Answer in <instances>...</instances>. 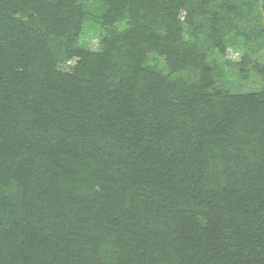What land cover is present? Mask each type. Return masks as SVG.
<instances>
[{
	"label": "trees",
	"instance_id": "trees-1",
	"mask_svg": "<svg viewBox=\"0 0 264 264\" xmlns=\"http://www.w3.org/2000/svg\"><path fill=\"white\" fill-rule=\"evenodd\" d=\"M263 15L0 0V264H264Z\"/></svg>",
	"mask_w": 264,
	"mask_h": 264
},
{
	"label": "rangeland",
	"instance_id": "rangeland-1",
	"mask_svg": "<svg viewBox=\"0 0 264 264\" xmlns=\"http://www.w3.org/2000/svg\"><path fill=\"white\" fill-rule=\"evenodd\" d=\"M257 7H260L258 4L257 5H254V8L255 11L257 12ZM264 20V15L261 16ZM263 22V21H262ZM259 23H256V27H258ZM257 42V41H256ZM80 43L82 46L86 47V48H90V49H95L96 46H97V39H96V34L88 31L87 33H85L81 39H80ZM257 44V43H255ZM255 44H251L249 46V48L245 51V50H242V52L244 54H251L250 55V60L252 62H261V60L264 62V50H261V52L258 54L257 53V50L256 52L252 53L254 47H255ZM237 48V47H236ZM235 47H233V49H236ZM233 49H229L227 52H226V56L224 58V61L225 60H231L233 62H235L236 60H238L239 58V55L238 53L233 50ZM237 49H241V48H237ZM219 62H221V64H223L222 62V59L220 60L219 59ZM73 65H74V62H67V63H63V64H60L59 65V69L64 71V72H70L73 68ZM223 68H224V72H225V82H227L229 85H231L233 88H240L242 89L243 91H248V90H254L255 88L259 87L260 85V79L256 76V75H252L251 76V79L246 83V82H241L239 80V74H238V70L233 67V66H224L222 65ZM242 84V85H241Z\"/></svg>",
	"mask_w": 264,
	"mask_h": 264
}]
</instances>
